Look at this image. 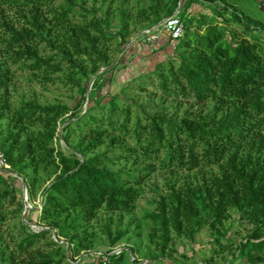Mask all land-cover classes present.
<instances>
[{
  "label": "trees",
  "instance_id": "1",
  "mask_svg": "<svg viewBox=\"0 0 264 264\" xmlns=\"http://www.w3.org/2000/svg\"><path fill=\"white\" fill-rule=\"evenodd\" d=\"M197 1L213 4V15L188 16L174 54L151 71L159 76L161 91L167 97H180L195 105L180 114L158 105L152 113L139 105L140 110L134 114L132 103L120 112L115 102L124 98L115 93L107 101L108 110H104L102 101H95V95L90 97L84 113L68 105L25 102L10 115L8 90L14 77L10 67L0 62V149L11 168L25 179L29 198L50 181L43 190L40 210V225L48 228L28 229L22 221L20 233L8 244L0 245V264H122L125 255L134 249L110 254L127 229L113 234L109 224L105 231L111 247L103 252L108 261L100 260V255L92 261L75 257L76 252L91 248L89 239L93 233L84 235V221L94 219L101 208L134 211L141 195L138 185L157 168L194 170L213 164H220L222 171L203 176L202 182L171 185L168 194L160 195L156 211L148 214L156 224L152 236L159 239V254H150L148 264L164 262L163 256L174 238L193 243L204 226L212 230L211 241L223 251L221 238L232 242L224 225L231 209L237 210L239 219L253 229L236 244L235 252L246 263L229 264H264V45L260 37L254 36L256 28L264 29V23L239 9L237 0ZM0 2L17 10L29 8L20 29L8 22L3 24L10 34L7 49L15 61L30 60L29 66L43 70L47 81L54 80L52 74L63 71L64 66L73 70V78L88 80L107 67L103 75L95 78L92 89L112 81L108 44L116 35L110 32L109 16L100 15L99 8L87 9L75 0H65L59 6L53 5L54 0ZM179 2H154L150 15L140 21L148 22L152 16V27L172 15ZM47 12L56 20L54 29L61 35L58 42L50 37L52 29L45 22ZM122 20L119 47L129 43L130 35L129 21L125 17ZM41 42H46L53 53L42 55L38 48ZM148 76L143 73L138 79ZM85 98L84 89L78 109ZM71 111L73 120L67 129L71 124L83 127L89 122L95 127L80 139L76 150L66 154L55 147V138L59 122ZM105 112L109 128L117 134L109 136V129L100 126ZM8 117L6 126H1ZM37 122L42 128L32 130L31 125ZM101 145L105 146L103 151L87 156ZM131 156L148 164L143 168L125 165L123 161ZM44 170L49 173L43 179ZM16 180L0 170V227L10 213L24 211V202L16 197ZM16 203V210L7 211ZM29 212L30 209L26 219L33 222ZM63 238L70 240V255L61 242ZM171 248V254L181 253Z\"/></svg>",
  "mask_w": 264,
  "mask_h": 264
},
{
  "label": "rangeland",
  "instance_id": "2",
  "mask_svg": "<svg viewBox=\"0 0 264 264\" xmlns=\"http://www.w3.org/2000/svg\"><path fill=\"white\" fill-rule=\"evenodd\" d=\"M64 1L65 0H54L53 5L59 6ZM75 1L87 9L91 7L99 8L100 15L109 16L110 32L116 35L112 42L108 44L110 48L109 52L111 53V60L113 62L111 65L113 66V69L110 73V75H112V81L103 85V88H100L101 83L96 84V88L91 89L89 95H87L90 82L95 76H98V73L94 75L91 80H88V78L85 77L79 78V76L73 78V76L70 75V71L73 70H69L67 66H64L63 71L52 74L54 80L47 81L43 78V74H45L43 70H34L29 66L30 60L23 58L19 61H15L13 56H10L11 53L8 52L7 49L8 40L6 39L10 38V34L5 30L3 24L8 22L11 26H14V28L20 29L24 24V20L28 18L25 11L29 8H20L17 10L12 6L0 2V47L2 45L3 48L0 50V62L4 61L5 64L10 67L14 77L8 90L12 107L9 112L10 115H12L14 111L25 102L40 105H68L71 108H74L73 111L81 110L84 113L90 103V97L92 96L93 98L95 95V101H102L105 105L104 110H108L110 104L107 101L115 93H121L124 98L115 102L119 105L118 110L120 112H123L129 103L133 104L132 110L134 114L140 110L139 105H144L150 113L154 112V109H156L155 107L158 105L159 107H168L170 111L175 110V112L179 114L187 107L195 106L192 105V101H186L176 96L167 97L161 91L160 78L157 73H151V71L159 62L166 61L170 55L174 54L175 45L169 38L166 45L153 49L152 46L149 45L157 40L152 42L149 41L148 36L144 33L147 29L151 28L154 17L151 16L148 22L140 21L150 15L152 3L159 2L163 5L173 3L174 0ZM190 1L191 0H184L181 5L179 2V14L185 24L188 18L186 4L187 2L190 3ZM244 3L245 5L243 3L240 4L239 2L237 7L247 15H252L264 20V8H262V6L264 7V3H259L256 0H249ZM207 5V3L198 5V9H205ZM45 14V22L47 23V26L52 29L50 37L58 42L61 39V35L59 30L54 29L56 20H54L53 15L48 14V12ZM122 17L127 18L129 21L130 35L127 37L129 43L126 46L119 47V33L124 24ZM38 48L42 55L53 53L52 50H49V46L46 45V42H41L38 45ZM102 69H105L104 71L108 70L107 67ZM143 73H148L150 76L138 79V75ZM103 74L104 73H102V75ZM71 78H73V80H71ZM84 89L86 98L82 107L78 109L77 107L82 101ZM135 103H137L136 106L134 105ZM73 111L62 117L55 138V147L63 150L66 154H70L76 150L75 148L79 146L80 139L95 127L93 122H89V124H85L83 127L71 124L67 129L66 125L73 120ZM97 116H100V114L97 113ZM8 120H10V117L3 119L1 121V126L5 127ZM108 125L107 112H105L104 119L100 123V126L102 129H109V131H107L109 136L118 133L116 130L110 129ZM41 128L42 125L38 122L31 125V129L35 131L40 130ZM26 135L27 134L24 136ZM125 139L128 143L132 144L129 138L125 137ZM104 149L105 146L101 145L94 151L87 152V156H91L95 152L103 151ZM123 162L125 165L134 168H143L148 164V162L143 161L141 158L139 159L137 156H131L127 161L124 160ZM222 169L223 168L220 164L207 165L194 170L157 168V170L153 171L138 185L141 190V195L136 201L134 211H108L105 208H101L98 210L97 216L94 219L84 221L85 225L83 228L87 229V232L84 233V235L93 233L89 239L91 242V248L81 250L78 253L76 252L75 257H77L78 260L82 258L90 261L97 260V255L108 250L111 246L109 237L105 231V225L109 224L113 234H115L116 231L127 229L126 235L117 243L114 253L113 251L112 253H120L123 249L129 252L131 247L134 249V252H129L130 254L125 255L122 264H148V257L150 254H159L156 244L159 239L152 236L156 233L154 231L156 224L148 217V214L156 211L157 201L159 200L160 195L168 194L169 186L171 185L181 187L189 182H202L203 176L211 175L212 173H220ZM48 173L47 170L42 171L41 177L44 179ZM13 176L17 177L15 175ZM17 179L16 183L18 189L16 191V197L19 202H24V211L22 214L18 215L10 213L7 217L3 226L0 227V245L8 244L13 236H17L20 233V229L23 227L22 221L26 224L24 225L25 227L32 230H40L39 226L43 223L40 220V210L44 198L43 190L50 181L47 184L41 185L40 188L35 191L34 195H31V198H29L27 188L28 200L32 206V208H29L30 212L28 214L33 220V222H28L26 215L24 214L26 211L25 190L22 181L18 177ZM18 206L19 203H16L13 206H10L11 208L8 207L7 211L16 210ZM33 207H35V209H33ZM224 225L228 230V236L232 242L230 243V241L225 238H221L220 244L225 247L223 251L220 250L219 244H214L211 241L212 230L208 226H204L196 234L193 243L187 242L186 239L174 238L173 242H171V246L173 249L180 251L181 253L175 252L171 254L170 251L172 248L170 246V248L166 250V254L163 256L164 262H159L157 264H210L211 262L214 264H229L231 262L246 263L243 257L237 255L235 249L236 244L245 239L247 235L251 233L253 226L250 223L239 219V213L235 209L230 210L229 217L225 220ZM53 237H55L54 233ZM61 242L65 245L68 255H70V240L63 238ZM231 244L234 246L231 247ZM214 249L219 250V253L215 254L213 251ZM185 256H189L190 258L187 259Z\"/></svg>",
  "mask_w": 264,
  "mask_h": 264
},
{
  "label": "built area",
  "instance_id": "3",
  "mask_svg": "<svg viewBox=\"0 0 264 264\" xmlns=\"http://www.w3.org/2000/svg\"><path fill=\"white\" fill-rule=\"evenodd\" d=\"M184 0H181L180 5L183 3ZM180 5L176 9V11L168 16L165 17L162 23H157L156 25L152 26L150 29H147L144 34L148 36L149 41L158 40L163 34L169 35V37L174 42L178 41L185 32V23L183 19L180 17ZM11 165L9 164L7 157L3 150L0 149V170L1 169H10ZM114 252V250H113ZM110 254H113L112 252ZM100 260L108 261V257L104 253L99 254Z\"/></svg>",
  "mask_w": 264,
  "mask_h": 264
},
{
  "label": "crops",
  "instance_id": "4",
  "mask_svg": "<svg viewBox=\"0 0 264 264\" xmlns=\"http://www.w3.org/2000/svg\"><path fill=\"white\" fill-rule=\"evenodd\" d=\"M247 1H249V0H237L236 4L238 5V3L240 2V4L243 3L245 5L244 2H247ZM256 1L259 2V3H264V0H262V1L261 0H256ZM204 3L208 4L205 7V9H198V5H203L202 2L197 1V0H191L190 3L187 2L186 6H187L188 16L189 17L190 16L194 17V16H200L201 14L210 15V16L213 15V13H214V10L212 8L213 4L211 6L210 2H204ZM206 8H208V9H206ZM262 8H264V7L262 6ZM211 11H213V12H211ZM250 16L253 17V19L261 21V22L264 23V20H262L261 18L254 17L252 15H250ZM254 36L260 37L261 40L263 41V45H264V29L256 28L255 31H254ZM169 38H170L169 35L163 34L159 40H157L156 42L152 43L149 46H152V48L155 49V48H158L160 46L166 45V43L169 41Z\"/></svg>",
  "mask_w": 264,
  "mask_h": 264
},
{
  "label": "water",
  "instance_id": "5",
  "mask_svg": "<svg viewBox=\"0 0 264 264\" xmlns=\"http://www.w3.org/2000/svg\"><path fill=\"white\" fill-rule=\"evenodd\" d=\"M180 3H181V0H180ZM163 21V20H162ZM162 21H160L159 23H162ZM111 66V65H110ZM105 69H102L98 72V74L102 73ZM95 78L96 76L91 80L90 82V86L88 87V90H87V95H89L91 89H92V85L95 81ZM1 171H5V172H9L10 174H13L15 176H17L21 181H22V185L24 187V190H25V198H26V211L29 209V208H32V206L30 205L29 203V200H28V196H27V186H26V181L25 179L16 171H14L13 169H1ZM26 211L24 212V214L26 215ZM45 228H48V227H44V226H39V229H45ZM54 235H55V238H56V234H55V230H54ZM114 253V252H113Z\"/></svg>",
  "mask_w": 264,
  "mask_h": 264
}]
</instances>
